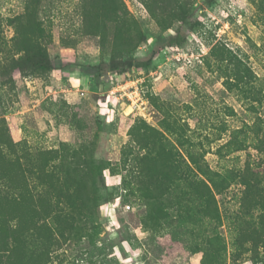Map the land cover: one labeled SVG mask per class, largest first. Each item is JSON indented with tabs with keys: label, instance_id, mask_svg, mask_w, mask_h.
<instances>
[{
	"label": "rangeland",
	"instance_id": "1",
	"mask_svg": "<svg viewBox=\"0 0 264 264\" xmlns=\"http://www.w3.org/2000/svg\"><path fill=\"white\" fill-rule=\"evenodd\" d=\"M2 213L0 264H264V0H0Z\"/></svg>",
	"mask_w": 264,
	"mask_h": 264
},
{
	"label": "trees",
	"instance_id": "2",
	"mask_svg": "<svg viewBox=\"0 0 264 264\" xmlns=\"http://www.w3.org/2000/svg\"><path fill=\"white\" fill-rule=\"evenodd\" d=\"M32 4V1L28 3L27 7L30 8ZM177 20H181L183 23H187L186 19L179 16ZM28 27L26 28L27 34H29L32 37H24L21 41V51L23 52L20 57L15 62L16 67H18L21 70L33 68L38 69L41 71H48L53 68V62L51 58L49 57L48 53L45 51V48L43 45L39 42L37 39L36 34L34 31L37 29V23L35 24V21L32 22L29 21L27 23ZM35 34V35H34ZM186 40V36L182 33V28L177 29L176 34L172 35L170 38H168L167 42H169L170 45H181ZM161 49L154 50L153 53L150 55L147 59H134V58H127L124 60H117L116 58H113L111 61V67L113 70H126L128 68L134 67V66H149L151 62L154 59V56L160 51ZM16 206L11 207V213L13 214L17 210V214L20 213L21 210H23L24 206L23 201L15 202ZM18 217V216H16ZM75 219V217H73ZM10 216L6 214L0 215V221L3 223L0 225V252L2 255H6L7 257H11L8 255V250L12 251V255L16 254L19 255L23 248L19 244L11 245L10 239L15 238L16 229H12L9 226L10 223ZM71 228H74V224H70ZM11 228V229H10ZM12 258V257H11Z\"/></svg>",
	"mask_w": 264,
	"mask_h": 264
}]
</instances>
